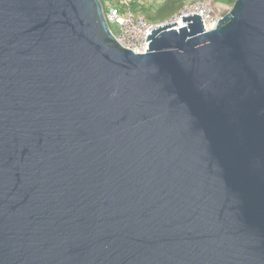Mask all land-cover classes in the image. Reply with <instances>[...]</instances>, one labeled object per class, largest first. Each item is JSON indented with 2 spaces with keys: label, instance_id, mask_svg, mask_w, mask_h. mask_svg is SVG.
Here are the masks:
<instances>
[{
  "label": "water",
  "instance_id": "water-1",
  "mask_svg": "<svg viewBox=\"0 0 264 264\" xmlns=\"http://www.w3.org/2000/svg\"><path fill=\"white\" fill-rule=\"evenodd\" d=\"M181 18L0 0V264H264V0Z\"/></svg>",
  "mask_w": 264,
  "mask_h": 264
},
{
  "label": "built area",
  "instance_id": "built-area-1",
  "mask_svg": "<svg viewBox=\"0 0 264 264\" xmlns=\"http://www.w3.org/2000/svg\"><path fill=\"white\" fill-rule=\"evenodd\" d=\"M130 2L131 0H119L118 4L107 2L108 8L104 14L109 25L116 26V32L113 33L116 41L135 53L146 52L148 42L145 41V32L151 34V30L156 26L178 21L179 23L174 25L178 30L186 25L181 17L193 13L201 17L204 30L209 31L216 27L218 19L222 16L215 14L212 0H185L177 13L164 21L152 23L147 21L142 13L135 11Z\"/></svg>",
  "mask_w": 264,
  "mask_h": 264
},
{
  "label": "trees",
  "instance_id": "trees-1",
  "mask_svg": "<svg viewBox=\"0 0 264 264\" xmlns=\"http://www.w3.org/2000/svg\"><path fill=\"white\" fill-rule=\"evenodd\" d=\"M103 6L104 11L107 10V2H114V0H100ZM185 0H163L160 5L155 7H150L146 5L138 4L137 2L132 3V7L138 13H142L146 20L152 23H156L159 21H164L178 12L181 8L182 3ZM235 0H212L213 7H218L223 9L224 11L220 14H225L230 7L233 5ZM110 29L112 33L116 32V26L114 24H110Z\"/></svg>",
  "mask_w": 264,
  "mask_h": 264
},
{
  "label": "crops",
  "instance_id": "crops-1",
  "mask_svg": "<svg viewBox=\"0 0 264 264\" xmlns=\"http://www.w3.org/2000/svg\"><path fill=\"white\" fill-rule=\"evenodd\" d=\"M116 3L113 2V4H118L119 0H114ZM163 0H131L130 4L132 6L133 2H137L138 4L141 5H146L150 7H155L161 4ZM112 3V2H111ZM133 8V7H132Z\"/></svg>",
  "mask_w": 264,
  "mask_h": 264
},
{
  "label": "rangeland",
  "instance_id": "rangeland-1",
  "mask_svg": "<svg viewBox=\"0 0 264 264\" xmlns=\"http://www.w3.org/2000/svg\"><path fill=\"white\" fill-rule=\"evenodd\" d=\"M213 9H214L215 14H217V15H219L220 13H222L224 11L223 9L218 8V7H213Z\"/></svg>",
  "mask_w": 264,
  "mask_h": 264
}]
</instances>
